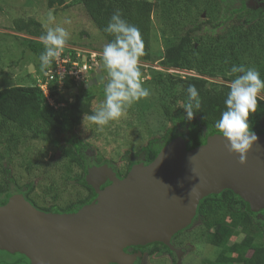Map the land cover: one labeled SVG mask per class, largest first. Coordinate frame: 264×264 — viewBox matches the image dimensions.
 <instances>
[{
  "label": "rangeland",
  "instance_id": "1",
  "mask_svg": "<svg viewBox=\"0 0 264 264\" xmlns=\"http://www.w3.org/2000/svg\"><path fill=\"white\" fill-rule=\"evenodd\" d=\"M152 1L155 5L162 3L160 0ZM245 1L249 9H262L264 13V0ZM202 2L203 0L185 1L179 5V11L186 17H195L200 13L205 19L221 9L218 4H214L211 10H207L204 8L205 2ZM163 9L165 8L160 9L156 6L159 12H155L153 16L151 49L154 51L163 50L166 39L174 37V27L166 22L169 15L164 14ZM49 12L55 16V24L64 26L70 33V38L63 49L65 52L74 49L82 51L85 55H90L87 51L99 53L97 59L103 81L90 86H86V82L77 85L80 87L82 101L89 103L94 112L104 99L103 89L107 70L103 66L101 53L108 41L78 0H0V90L13 85L36 86L44 78L45 69H41L35 45L42 44L40 37L45 34L48 27L55 26L47 20ZM246 15L247 11L243 12L239 17L240 21L233 18L232 21L237 26L235 34L246 33L244 26ZM66 18L71 20L70 24H64ZM256 23L258 27L253 31L254 36L264 39V15L258 18ZM258 45V42H254L248 47L244 53L243 65L246 68L257 69L261 79H264V45ZM31 65L34 67L32 70ZM217 66L215 76H210L196 70L164 66L158 61L139 59L141 80L144 87L150 90L149 97L133 103L119 120L112 121L102 128L87 120V116L91 114H84L81 121L74 122L73 106L69 102L59 108L63 111L67 136L82 142L84 146L81 152L88 156L85 175L80 181H75L74 177L83 173V170L71 161L65 150L66 141L63 137L60 145H54L30 133L21 134V138L11 144H6L5 139L0 137V180L6 179L11 185L10 190L3 196L10 197L19 193L15 192L13 180L19 185L33 182L35 189L31 197L37 205L65 207L71 202L85 199L89 194L87 185L98 193L99 188L109 185L113 179L124 178L130 167L145 163V153L140 152L141 148L150 139L161 136L171 125L163 109L166 98L159 82L172 75L183 78L203 77L230 84L231 80L226 78L234 79L235 75H238L231 74L221 58H218ZM73 91L74 86L63 89L62 99L67 98L70 101V93ZM258 97L264 100V91ZM184 130L179 127L173 139L183 136L181 133ZM99 159H102L100 164ZM204 234L206 231L197 222L177 235L176 243H172L170 251L162 248L149 254L130 247L128 251L137 255L135 264H202L204 260H214L222 251L221 247L206 243ZM246 239V235L241 234L233 236L231 242H245ZM4 257L12 261L15 255L0 250V258Z\"/></svg>",
  "mask_w": 264,
  "mask_h": 264
},
{
  "label": "trees",
  "instance_id": "2",
  "mask_svg": "<svg viewBox=\"0 0 264 264\" xmlns=\"http://www.w3.org/2000/svg\"><path fill=\"white\" fill-rule=\"evenodd\" d=\"M162 3H155L152 0H78L83 5L89 17L99 31L110 42L114 36L106 33V28L111 15L119 10L122 17L130 24L139 28L143 41V55L141 60L160 62L164 66H174L186 70H196L201 74L215 76L217 71V60L227 64L229 71L233 64H243L244 53L254 42L264 45V39L254 36L253 31L257 29L256 21L264 15L262 9H249L245 0H203L204 8L211 10L213 5L218 4L220 10L210 18H203L201 14L195 17L184 16L179 11V5L190 0H160ZM240 2V6H238ZM158 8L167 14L168 24L173 25V39L167 38L163 50L154 51L151 49L153 16L159 11ZM247 11L245 18V32L234 33L237 26L233 18H238ZM176 21V22H175ZM33 43V42H32ZM258 45V46H259ZM44 50L43 43L35 45V52L39 56ZM226 78V77H225ZM233 78V77H232ZM227 77V80H232ZM193 84L197 87L200 96L201 106L195 111L192 120H187L183 105L187 102V87ZM159 85L166 98L163 107L170 126L158 137L150 139L140 152L145 153V164L150 163L164 149V147L175 137L178 128L185 130L181 133L187 140L188 149L206 144L221 134L214 127L220 114L226 110L224 100L226 99L229 84L213 81L203 77H179L168 75L163 78ZM67 88L71 86L67 85ZM73 88V87H72ZM73 106L72 118L74 122L81 121L84 114H93L89 103L82 101L80 87L74 85L73 93H70ZM249 123L253 131L264 133V100L258 97L257 111L250 113ZM66 123L63 120V111L51 107L44 96L41 88L35 85H13L0 90V137L5 139L6 144L16 143L21 134L30 133L34 137H42L54 145L61 144L63 137L65 150L71 157V161L80 166L83 173L75 175V181H80L86 171L88 156L81 152L84 144L66 134ZM72 146L73 148L69 147ZM139 152V153H140ZM102 159L98 160V164ZM132 167H130L131 169ZM15 192L23 193L37 208L46 212H75L83 205L94 201L97 193L89 185V194L83 200L69 203L65 207L51 205L41 207L31 197L35 189L33 182L19 185L15 182ZM8 180H0V204H6L10 197L3 196L10 190ZM199 224L206 231L204 240L206 243L222 248L220 254L214 260H204L202 264H264V210L255 212L248 202L230 189H225L217 194H210L203 198L197 208V213L192 223ZM182 231V230H181ZM179 231L172 237L175 244ZM246 235L245 242H231L236 235ZM164 247L156 243H148L137 247L135 250H142L153 254ZM5 251V250H4ZM249 252H251L249 254ZM10 253V252H9ZM15 259L23 257L30 260L21 253H11ZM26 264V263H18Z\"/></svg>",
  "mask_w": 264,
  "mask_h": 264
},
{
  "label": "water",
  "instance_id": "3",
  "mask_svg": "<svg viewBox=\"0 0 264 264\" xmlns=\"http://www.w3.org/2000/svg\"><path fill=\"white\" fill-rule=\"evenodd\" d=\"M90 77L86 86L103 81L101 68ZM254 132L258 139L243 165L222 134L191 149L178 136L75 212H46L15 193L0 204V250L21 253L29 264H135L129 247L171 248L210 194L230 189L253 211L264 210V133Z\"/></svg>",
  "mask_w": 264,
  "mask_h": 264
},
{
  "label": "clouds",
  "instance_id": "4",
  "mask_svg": "<svg viewBox=\"0 0 264 264\" xmlns=\"http://www.w3.org/2000/svg\"><path fill=\"white\" fill-rule=\"evenodd\" d=\"M47 20L50 24H55V16L51 12L48 13ZM70 23V19L64 20V24ZM104 31L114 36L112 41L104 45L101 53L103 66L107 70L104 99L94 113L87 116L88 121L101 128L119 120L128 107L150 95V90L142 83L139 69V59L143 55L139 28L130 24L116 10ZM69 38V31L60 24L47 28L40 37L44 45V50L39 55L41 69L47 68L60 56ZM230 73L238 75L229 84L224 100L226 110L220 114L214 127L225 138L228 152L238 154L239 163L243 165L258 139L250 126L249 116L257 111L258 96L264 91V79H261L257 69L246 68L243 64H233ZM200 106L199 91L195 85L189 84L187 102L183 105L186 119L192 120L194 110H198Z\"/></svg>",
  "mask_w": 264,
  "mask_h": 264
},
{
  "label": "built area",
  "instance_id": "5",
  "mask_svg": "<svg viewBox=\"0 0 264 264\" xmlns=\"http://www.w3.org/2000/svg\"><path fill=\"white\" fill-rule=\"evenodd\" d=\"M72 50H63L60 56L45 68L44 78L36 85L41 88L47 103L56 109L68 103L69 99H62L63 89H66L67 85L74 86L86 82L99 66L98 52L87 51L90 55H85L82 51Z\"/></svg>",
  "mask_w": 264,
  "mask_h": 264
},
{
  "label": "flooded vegetation",
  "instance_id": "6",
  "mask_svg": "<svg viewBox=\"0 0 264 264\" xmlns=\"http://www.w3.org/2000/svg\"><path fill=\"white\" fill-rule=\"evenodd\" d=\"M133 247H130V248H133ZM127 250H129V249H127ZM5 252L9 255H14V254L9 253L8 251H5ZM18 263H26L27 264V260L23 257H18V258H16V260L14 258L12 261L8 260L6 257L0 258V264H18Z\"/></svg>",
  "mask_w": 264,
  "mask_h": 264
}]
</instances>
